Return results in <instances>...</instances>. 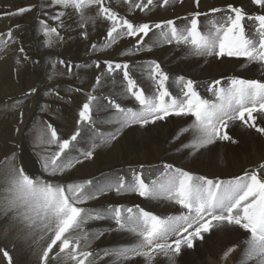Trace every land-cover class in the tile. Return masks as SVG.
Instances as JSON below:
<instances>
[{"label": "bare ground", "instance_id": "bare-ground-1", "mask_svg": "<svg viewBox=\"0 0 264 264\" xmlns=\"http://www.w3.org/2000/svg\"><path fill=\"white\" fill-rule=\"evenodd\" d=\"M145 2L134 0L137 4ZM228 5L242 8L250 15L264 14V8L251 0H199L198 4L195 0H169L167 5L163 0H153L143 10L133 7V0H105V6L120 18L134 25L148 23L152 28L142 40L140 36H123L110 43L107 33L112 22L98 16L96 6L87 8L81 18L70 8H60L51 0H0V14L15 13L17 9L31 6L30 11L20 15H0V54H4L0 55V134H10L12 147H18L17 154L0 162V185L13 165H18L16 167L22 168L31 178L55 185L67 187L91 181L88 189L92 198L77 206L86 213H100L103 218L88 219L83 224V233H76L81 237L87 234L86 241L81 239V250L92 253L86 264H252L246 258L247 231L226 223L218 226L214 223L209 232L202 233V238L193 239V247L182 245L179 255L172 261L163 255L155 256L150 262L145 257L131 254L127 258L121 257L118 253L135 247L138 240L127 228L121 229L109 215V210L115 208L122 211L140 208L163 218L179 215L182 210L173 201L142 197L130 191L117 192L115 187H108L121 178L126 183L131 182L136 174L147 183L163 179L166 165L171 166L169 173L180 169L193 177L213 181L232 180L252 171L264 179L261 168L264 164V133L235 120L223 130L232 138L230 141L216 140L203 147H193L194 120L190 115L173 113L145 125L124 126L123 113L115 105L125 111H139L141 107L127 91L123 70L109 72L107 69L109 62L113 66L127 64L129 77L147 97L157 94L156 80L151 76L154 65H159L160 71L168 77L165 87L174 97L181 94V79L191 80L195 90L209 100L213 98L208 90L217 80L222 86L233 78L264 82V65L258 62L241 57L195 55L189 46L175 40L169 43L161 34L169 32L164 23L169 20L180 31L189 27L193 13L201 14L199 26L207 31L213 22L222 23L230 14ZM214 8L220 11L211 12ZM61 11L65 14L59 20L54 19ZM157 23L162 27H152ZM244 24L246 31H250L252 22L245 20ZM76 26L80 34L69 33L64 44L65 33ZM45 27H55L58 35L45 36ZM10 29L11 38L7 35ZM76 44L79 49L74 48L73 55L70 47ZM13 48L18 49L23 63L17 85L8 83L11 61H7V53ZM61 61L68 63L67 66L64 64L65 71L70 69L73 78L68 83L57 75L63 70ZM60 89L65 93L60 91L62 95H59ZM89 96L95 99L90 104L89 120L85 122L79 114L83 105L89 103ZM50 112L54 121L57 119V128H53V123L50 126L55 130L58 142L69 141V148L62 158L71 160L74 165L56 174L44 171L40 164L44 157L58 151V144L49 142L51 130L45 116ZM254 115L256 127L264 128V115ZM73 135L76 140L71 139ZM27 136L34 137L35 143H28ZM89 151L91 158L86 156ZM29 160L36 163L35 168H31ZM2 218L3 213H0V220ZM9 219L0 222V238L7 241H0V249L5 246L4 251H8L7 247L10 248L13 264H40L39 256L46 241L36 242L35 237L28 235L27 230L14 220L13 228L10 227ZM17 235H21L18 240ZM57 251L58 248H54L50 253L52 258L48 264H75L62 257L56 258L54 253ZM3 258L0 251V259Z\"/></svg>", "mask_w": 264, "mask_h": 264}, {"label": "snow or ice", "instance_id": "snow-or-ice-1", "mask_svg": "<svg viewBox=\"0 0 264 264\" xmlns=\"http://www.w3.org/2000/svg\"><path fill=\"white\" fill-rule=\"evenodd\" d=\"M56 6L71 9L83 18L87 8L96 6L97 15L112 22L107 35L109 41L115 42L123 36H147L152 30L148 23L134 25L127 19L120 18L109 7L105 0H51ZM128 2V0H125ZM198 4L199 0H195ZM255 5L264 8V0H251ZM153 3H134L133 7L143 10ZM169 0H163L167 5ZM228 12L222 23L213 22L207 31L198 27L200 13H193L190 26L178 30L173 21L164 22L169 32L161 33L167 42L175 40L178 44L189 46L192 54L216 57H244L249 62H258L264 65V14L250 15L242 8L227 6ZM31 6L20 8L15 13L0 15H20L30 11ZM220 9H211L218 12ZM65 14L59 12L54 19L59 20ZM252 22L250 31H246L244 21ZM157 29L162 25H153ZM45 36L51 38L58 35L55 27H45ZM142 34V35H141ZM7 35L11 38V29ZM51 42V40L49 41ZM139 42V41H138ZM6 46V44H5ZM23 51V49H21ZM127 64L111 62L107 64L109 72L123 70L124 80L127 81V91L139 102V111L120 109L123 113V125H145L159 119L176 114H191L195 120L192 125L195 133L193 147H203L216 140L230 141L232 138L223 131L229 122L239 120L250 128H256L264 133V128H257L254 113L264 114V82L233 78L226 86L217 80L210 86L214 100L202 98L194 88L191 80L181 79V94L174 97L165 87L168 77L159 69V65L151 68V76L156 80L157 94L153 97L145 96L143 90L137 89L136 83L129 77ZM34 91V90H33ZM168 98V99H166ZM95 99L89 96V103L83 105L80 112L81 121L89 120L90 104ZM50 143L58 144V151L54 155L44 157L42 167L44 171L56 174L71 167V160L62 158V154L69 148V141L58 142L57 134L51 129ZM76 135L72 140H76ZM115 137H113L114 139ZM91 158L92 152L86 153ZM171 166H165L163 179L152 180L146 183L141 175L136 174L131 182L123 178L108 187H115L117 192H136L142 197L164 198L181 206L186 210L177 216L160 218L142 209L134 211L132 208L121 210L110 209L109 215L115 219L121 229L127 228L137 237V244L131 249L118 253L127 258L129 254L142 256L150 262L157 255H163L170 261L179 255L182 245L193 247L194 238H202L210 228L226 223L239 226L249 233L247 241V261L252 264H264V179L256 171L244 173L242 176L229 181H213L204 177H193L187 172L175 169L169 173ZM264 169V164L261 165ZM87 184L60 186L41 179L31 178L22 168L11 166L0 185V213L10 215L18 224L27 230L28 235L35 237L36 242L46 241L39 256L40 264H48L52 258L50 253L54 248L56 258L62 257L65 261L71 260L75 264H86L92 253L81 250V239L87 240L83 233V224L88 219H101L100 213H86L85 209L77 206L79 203L92 198ZM99 190V189H97ZM126 213V214H125ZM3 256L11 258L7 251L0 249ZM90 264V262H89Z\"/></svg>", "mask_w": 264, "mask_h": 264}, {"label": "rangeland", "instance_id": "rangeland-1", "mask_svg": "<svg viewBox=\"0 0 264 264\" xmlns=\"http://www.w3.org/2000/svg\"><path fill=\"white\" fill-rule=\"evenodd\" d=\"M69 33L70 34H80L78 31H77V26H76V29H70V31H67L66 33H65V40H64V44H65V42L67 41V37H68V35H69ZM72 39V38H71ZM53 45V44H52ZM55 45V44H54ZM8 47H10V46H8ZM74 48H76V49H79L78 47H77V44L76 45H72V47H70V51L72 52V54L73 55H75L74 54V52H73V50H74ZM66 49H68V48H66ZM14 53V54H13ZM19 53H20V51H19ZM8 55H9V57H8V62H10V67L11 68H9L10 70V75H8V83H10V81H11V83H10V85H17V83H19V80L21 79V76H20V69L22 68V66L21 65H23V63H21L22 61H21V59H20V57H19V55L20 54H18V49L17 48H13L12 50H11V52H8L7 53ZM1 56L2 55H4V54H0ZM19 57V58H18ZM11 60H10V59ZM12 58H13V60H12ZM6 59H7V57H6ZM18 62V63H17ZM20 62V63H19ZM1 64V63H0ZM63 64V65H62ZM64 64H65V66H67V64L68 63H62V61H61V64H60V66L63 68V70H60V72H57L58 71V69H57V75L62 79V81L63 82H66V83H68V81L69 80H72L73 78H72V76H70V69H68L67 70V72L65 71V66H64ZM12 65V66H11ZM55 65L57 66V65H59V64H56L55 63ZM17 66V67H16ZM14 68V69H13ZM14 71V72H13ZM16 71V72H15ZM14 73V74H13ZM15 73H16V75H15ZM61 75H64V76H62L61 77ZM68 76H69V78H68ZM14 78V79H13ZM17 78V79H16ZM7 82V81H6ZM60 91H64V93H65V90H63V89H60L59 91H58V94L59 95H62V93L60 92ZM59 97V96H58ZM51 113V112H50ZM46 114V118H45V121H48L49 123H48V125H47V127H49V125H51L52 123L54 124L53 125V128H57V126L55 125L56 123H57V119L54 121V119L52 118V113L51 114ZM48 118V119H47ZM42 121H44L43 119H42ZM44 126L46 127V125L44 124ZM51 129H52V126H51ZM43 135V132H42V130H41V135L40 136H42ZM28 137V136H27ZM9 138H10V134H4L3 133V135L2 134H0V162H3L6 158H8L9 156H11V155H13L14 156V154L16 153L17 154V149H18V147H12V144H11V142L12 141H9ZM44 138H45V135H44ZM27 142L28 143H30V144H34L35 142H33V141H35L34 140V137H32V136H30V137H28L27 139ZM39 143H42L43 144V142H39ZM11 148V149H10ZM10 149V150H9ZM13 151H15V152H13ZM9 152H11L10 154H9ZM12 152H13V154H12ZM49 156V155H48ZM23 157V153L21 152V158ZM39 161V160H38ZM13 162H14V160H13ZM40 162V161H39ZM20 163V162H19ZM29 164H31V168H35V165H36V163L34 162V161H30L29 160V162H28ZM28 163H26V164H28ZM40 164H42V161L40 162ZM15 166H18V165H15ZM8 218H10L9 219V221H10V227H12L13 228V222H12V218H11V216L10 215H4L3 214V218L0 220V222L2 221V220H6V219H8ZM13 230V229H12ZM13 234V236H14V232L12 233ZM21 235H17V240H18V237H20ZM5 239L3 238V239H1L0 238V241L3 243H7V241H4ZM16 243H17V241H16ZM11 244H13V243H10V245ZM2 248V247H1ZM4 248H5V246H3V249L2 250H4ZM12 249H13V251H14V249H15V246H13V247H11ZM7 252H8V254L9 253H11L12 254V252H10V248L9 247H7ZM1 256H3L2 255V251H1ZM4 257V256H3ZM9 257L11 258V264H13V258H12V255L10 256L9 255ZM6 257H4L3 259H0V264H8V258H6ZM6 261V262H5ZM3 262V263H2Z\"/></svg>", "mask_w": 264, "mask_h": 264}]
</instances>
